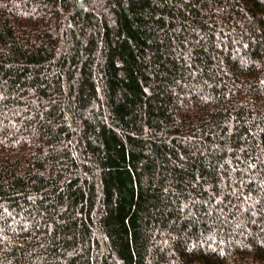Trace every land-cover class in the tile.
<instances>
[{
  "label": "trees",
  "instance_id": "16d2710c",
  "mask_svg": "<svg viewBox=\"0 0 264 264\" xmlns=\"http://www.w3.org/2000/svg\"><path fill=\"white\" fill-rule=\"evenodd\" d=\"M0 264H264V0H0Z\"/></svg>",
  "mask_w": 264,
  "mask_h": 264
}]
</instances>
